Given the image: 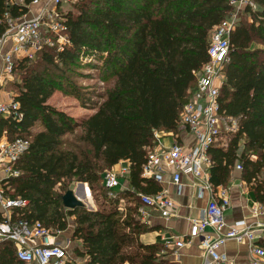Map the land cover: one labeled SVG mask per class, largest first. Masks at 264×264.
Listing matches in <instances>:
<instances>
[{
  "label": "trees",
  "instance_id": "trees-1",
  "mask_svg": "<svg viewBox=\"0 0 264 264\" xmlns=\"http://www.w3.org/2000/svg\"><path fill=\"white\" fill-rule=\"evenodd\" d=\"M25 1L28 6L34 0ZM231 1L80 0V12L65 15L71 46L63 52L44 47L35 59L16 63L15 94L24 119L4 118L0 124V137L7 132L12 140L31 142L17 164L20 176L3 183L6 198L29 202L13 210L15 220L65 232L73 219L71 240L81 242L74 254L84 264H175L166 245L140 241L154 229L139 219L138 194L163 188L142 177L143 166L157 145L156 132L179 134L180 114L196 89L194 73L208 62L211 34L231 15ZM241 12L230 34L220 94L221 113L239 118L240 126L226 149H210V180L227 187L238 177L264 203V0H251ZM28 13V7H7L0 0V38L6 14ZM85 69L97 72L104 92L78 83ZM56 92L94 113L80 121L58 110L48 104ZM122 161L130 164L128 190L110 199L103 174ZM76 182L89 185L97 211L64 207L62 197ZM124 201L126 214L119 207ZM0 264H23L13 243L0 241Z\"/></svg>",
  "mask_w": 264,
  "mask_h": 264
},
{
  "label": "built area",
  "instance_id": "built-area-1",
  "mask_svg": "<svg viewBox=\"0 0 264 264\" xmlns=\"http://www.w3.org/2000/svg\"><path fill=\"white\" fill-rule=\"evenodd\" d=\"M62 2L63 0H34L27 6L25 0H6L7 7L25 6L29 8V13L19 18H11L6 14L7 30L0 38L2 75L14 77L16 63L24 59H34L44 47L63 52L65 47L72 45L68 37L66 14L59 10ZM250 3L251 0L231 1L234 8L231 15L211 34L208 62L200 71L194 73L196 89L190 93L179 120V133L185 131L193 137V142L190 145L183 143L177 134L174 135L172 143L166 146L156 132L157 145L149 149L147 162L143 166L142 177L154 180L163 187L153 195L138 194L140 204L137 212L141 223L146 226H150L153 211L165 219L177 215L180 206L165 187L168 184L174 186L178 197L185 196L189 187L196 190L198 197H203L205 193L209 195L202 215L191 220L187 239L181 238L173 245L178 251L197 241L202 264H234L222 252L228 240L248 246L253 263L264 264V222L249 224L241 220L228 225L226 213L231 207L229 189L215 187L210 180L213 166L209 156L210 149H226L231 136L238 132L240 126L239 118L227 117L221 113L220 94L226 80L225 69L230 62V34L241 22L240 12ZM34 6H39L40 11L29 17ZM4 118H12L16 122L24 119L16 97L5 102L0 101V124ZM30 147L31 142L28 139L12 140L7 132L2 134L0 173L3 174V181L20 176L17 164ZM236 167L237 170H242L240 163ZM129 175L130 164L126 161L104 172L102 185L110 199L115 198L119 191L128 190ZM184 178H190L192 182L186 183ZM79 193L85 207L96 211L89 185L84 183V188H80ZM28 204L26 200L6 198L4 190L0 188V212L4 217L0 222V241L13 243L17 258L23 264H84L85 259L80 261L74 250L69 249V244H64L58 238L64 232L55 231L52 234L39 221L14 219L13 210L23 209ZM262 210L263 204L257 203L251 210L253 217L259 218L263 215ZM122 211L126 214L124 208ZM76 242L81 248V242ZM166 253L163 251L162 254ZM174 256L177 257L178 253Z\"/></svg>",
  "mask_w": 264,
  "mask_h": 264
},
{
  "label": "crops",
  "instance_id": "crops-1",
  "mask_svg": "<svg viewBox=\"0 0 264 264\" xmlns=\"http://www.w3.org/2000/svg\"><path fill=\"white\" fill-rule=\"evenodd\" d=\"M39 11L40 7L34 6L31 8L28 16L33 17L37 15ZM2 67L3 62L0 57V101L5 102L10 100V98L16 97V94L9 88L12 78L2 75ZM158 135L166 146H169L174 139V135L171 133H158ZM178 136L183 143L190 145L193 142V137L189 136L185 131L179 133ZM184 182L191 183L192 180L190 178H184ZM3 183V174L0 173V188L4 190ZM165 187L170 190L172 197L180 206L177 215L165 219L161 217L159 213L153 211L149 227H152L154 230L142 235L140 241L145 245L154 243L166 245L172 253L169 259L175 264L178 262L181 264H202L201 251L197 247V241L178 251H176L173 245L181 238L187 239L191 220L197 219L202 215L207 207L209 195L205 193L203 197H198L196 190L189 187L185 196L178 197L176 196L173 185L168 184ZM224 188L229 189L231 199V207L226 213V222L228 225H233L235 222L241 220H245L249 224H254L256 221L264 222V203L258 201L250 185L236 177L231 180L229 186ZM257 203L263 204V215L259 218L253 217L251 211ZM65 232H67V230ZM63 243L69 244L70 249L80 247L79 244L76 241H72L71 238H68ZM262 243L264 244V239ZM72 244L75 247L71 248ZM76 244L78 246H76ZM176 252L179 258L178 256H174ZM222 252H224L234 264H254L248 246L240 245L234 240H228ZM80 261H82V259H80Z\"/></svg>",
  "mask_w": 264,
  "mask_h": 264
},
{
  "label": "rangeland",
  "instance_id": "rangeland-1",
  "mask_svg": "<svg viewBox=\"0 0 264 264\" xmlns=\"http://www.w3.org/2000/svg\"><path fill=\"white\" fill-rule=\"evenodd\" d=\"M79 4H80V0H63L62 5L60 6L59 10L63 14L64 13L65 14L70 13V14L76 15L80 12V5ZM241 13L242 12H240V16H241ZM81 63L83 65H89L90 62H88L86 60H82ZM92 63H95V62H92ZM82 73L84 76L80 77L78 80V83L80 85L87 87L89 91H95L97 94H100V93L105 91L106 86L104 85L103 82L98 81L99 79L97 78V72L96 71L85 69L84 71H82ZM10 78H12V82L9 85V88H10V90H12L13 92L16 93V90H15L16 85L15 84L18 83L19 76H17L15 74L14 77H10ZM94 99L96 100V98H94ZM48 104L57 108L58 110L66 112L70 116H72L75 119H78L80 121L87 119L90 115H92L94 113V111L88 110L87 108H84L82 103L77 101L74 97L65 96L62 92H56L53 95V97L49 100ZM78 188H79V183L76 182L73 185L72 189L75 190L76 194L79 195L80 193H78V192L80 191V188L79 189ZM92 195L94 198V205H95L96 211H97L99 209V204L95 199V195L94 194H92ZM107 195H108V193H107ZM79 196H81V195H79ZM119 207L126 209L127 208L126 201L121 202ZM86 208H87V206H86ZM72 221L73 220L70 221V225L68 227L67 232H64L65 234L63 233L62 235H60L61 237L59 236L58 238H60L63 241H66L68 238L72 237V234H73L74 229H75L74 223ZM51 232H52V234L55 233V231L52 229H51ZM76 246H78V245L76 244ZM72 247H75V246L72 244L71 248ZM72 249L74 250L75 248H72Z\"/></svg>",
  "mask_w": 264,
  "mask_h": 264
},
{
  "label": "water",
  "instance_id": "water-1",
  "mask_svg": "<svg viewBox=\"0 0 264 264\" xmlns=\"http://www.w3.org/2000/svg\"><path fill=\"white\" fill-rule=\"evenodd\" d=\"M79 188H84V183H79ZM63 205L66 209L74 210L78 207H84L85 204L80 200V196L75 190L67 191L62 197Z\"/></svg>",
  "mask_w": 264,
  "mask_h": 264
}]
</instances>
